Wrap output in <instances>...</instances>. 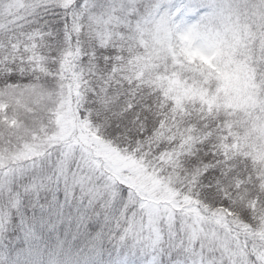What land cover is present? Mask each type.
<instances>
[{"label": "snow or ice", "instance_id": "snow-or-ice-1", "mask_svg": "<svg viewBox=\"0 0 264 264\" xmlns=\"http://www.w3.org/2000/svg\"><path fill=\"white\" fill-rule=\"evenodd\" d=\"M106 239L264 264V0H0V264Z\"/></svg>", "mask_w": 264, "mask_h": 264}, {"label": "trees", "instance_id": "trees-1", "mask_svg": "<svg viewBox=\"0 0 264 264\" xmlns=\"http://www.w3.org/2000/svg\"><path fill=\"white\" fill-rule=\"evenodd\" d=\"M240 99H242V98H240ZM59 199L61 200V202H63L64 196H63L62 192L59 195ZM41 202H43V199H42ZM65 212L66 213L67 212H71V213L75 214L76 205L75 204H71L68 208L65 209ZM96 227L97 226L95 224L92 225L93 230H95ZM64 232H65V228L62 225L61 228H60V234H61L62 237L64 235ZM68 239L70 241L72 240L71 233L68 234ZM75 243H76L77 249H83L85 252L88 251V248L86 247V241L83 238L76 240ZM103 247H104L105 251L103 252L102 259L107 264L108 261L114 260L116 258L117 246H116V244H115V242L113 240L106 239L104 241Z\"/></svg>", "mask_w": 264, "mask_h": 264}]
</instances>
